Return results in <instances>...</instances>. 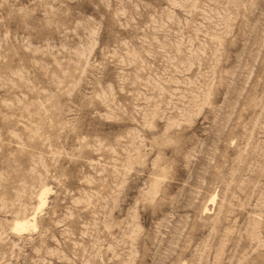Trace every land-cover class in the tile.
Masks as SVG:
<instances>
[{
	"label": "rangeland",
	"instance_id": "1",
	"mask_svg": "<svg viewBox=\"0 0 264 264\" xmlns=\"http://www.w3.org/2000/svg\"><path fill=\"white\" fill-rule=\"evenodd\" d=\"M0 264H264V0H0Z\"/></svg>",
	"mask_w": 264,
	"mask_h": 264
},
{
	"label": "bare ground",
	"instance_id": "2",
	"mask_svg": "<svg viewBox=\"0 0 264 264\" xmlns=\"http://www.w3.org/2000/svg\"><path fill=\"white\" fill-rule=\"evenodd\" d=\"M40 199H41V197H40ZM26 224L27 223H25V221L24 222H18V221L14 222V230L17 231V232H18V230L22 231L21 229L25 228L26 227Z\"/></svg>",
	"mask_w": 264,
	"mask_h": 264
}]
</instances>
